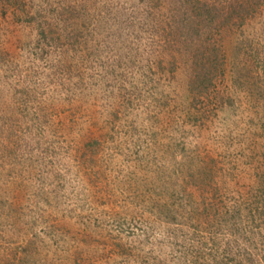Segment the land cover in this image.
<instances>
[{
  "label": "rangeland",
  "instance_id": "374dc122",
  "mask_svg": "<svg viewBox=\"0 0 264 264\" xmlns=\"http://www.w3.org/2000/svg\"><path fill=\"white\" fill-rule=\"evenodd\" d=\"M156 1L0 0V264H264V0L202 92Z\"/></svg>",
  "mask_w": 264,
  "mask_h": 264
},
{
  "label": "trees",
  "instance_id": "16d2710c",
  "mask_svg": "<svg viewBox=\"0 0 264 264\" xmlns=\"http://www.w3.org/2000/svg\"><path fill=\"white\" fill-rule=\"evenodd\" d=\"M154 1L156 5L157 1ZM221 2L219 0H182L180 2L182 8L181 14L178 15L179 17L174 25L176 32L172 35L171 32H168L173 48L171 50L178 51L180 56L183 53L191 52V64L188 67L187 83L196 92L207 90L212 83V76L216 75V71L219 67L221 68L222 64V57L218 54L219 50L215 49V47H207L201 41V38H199L200 34L206 35L211 32V29L223 26L224 23L226 24L234 20L241 13L246 14L252 8L249 0L235 1L236 5L231 2L227 5L226 9L225 6L215 4ZM182 33L183 36L180 37ZM205 41H207V38ZM170 64L172 65L173 63ZM259 190L260 192L255 194L254 200L251 201L254 210L249 208L248 216H250V220L256 221V227L260 233L257 237L258 241L264 242V191L261 188ZM230 211L238 212L234 208H231ZM254 211L257 212L255 215ZM250 244L252 246L255 245L254 242H250ZM253 249L256 254L260 251L258 246H255ZM249 254L251 257L256 256L252 255L251 251H249ZM257 259L258 257L252 260L255 263Z\"/></svg>",
  "mask_w": 264,
  "mask_h": 264
}]
</instances>
